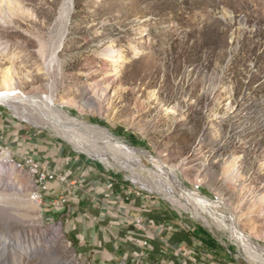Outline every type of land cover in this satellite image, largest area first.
Instances as JSON below:
<instances>
[{"label":"rangeland","instance_id":"1","mask_svg":"<svg viewBox=\"0 0 264 264\" xmlns=\"http://www.w3.org/2000/svg\"><path fill=\"white\" fill-rule=\"evenodd\" d=\"M0 11V97L18 98L0 103V136L10 131L0 159L23 187L0 185V249L10 250L0 264L74 257L66 237L50 247L57 222L32 200L35 157L16 153L30 134L33 147L71 151L260 264L229 228L239 217L264 257V215L252 211L264 195V0H0ZM35 244L30 258L13 250Z\"/></svg>","mask_w":264,"mask_h":264},{"label":"crops","instance_id":"2","mask_svg":"<svg viewBox=\"0 0 264 264\" xmlns=\"http://www.w3.org/2000/svg\"><path fill=\"white\" fill-rule=\"evenodd\" d=\"M8 132L0 136L3 144ZM30 135L21 139L25 143L17 140L16 153L33 155L41 165L67 176L66 183L58 179L49 183L45 216L64 223L81 260L89 264H246L204 225L189 221L163 201L132 191L71 151L33 147ZM137 219L143 227L135 225Z\"/></svg>","mask_w":264,"mask_h":264},{"label":"bare ground","instance_id":"3","mask_svg":"<svg viewBox=\"0 0 264 264\" xmlns=\"http://www.w3.org/2000/svg\"><path fill=\"white\" fill-rule=\"evenodd\" d=\"M0 17L1 18H4L2 15H1V11H0ZM3 46L0 44V54H4V50H3V48H2ZM5 49V48H4ZM132 49L134 50V52L136 51H138V48L135 46V45H133L132 46ZM112 53H113V57H112V61L114 62V64H112V67H118L119 65H120V63L122 62V60H123V54H121V52H116V51H114V50H112ZM105 55V54H104ZM106 57V56H105ZM110 62H111V60H109ZM11 69H12V67H11ZM10 71L11 70H7L6 71V79H4V84H3V89L6 91V92H11L12 91V88H14V87H12V86H10V84H11V81L13 80V78L10 76ZM17 74V76H18V73H16ZM18 77H20V76H18ZM17 79V78H16ZM19 79V78H18ZM16 83H18L17 81H16ZM95 87V86H94ZM96 89L97 88H94V91H96ZM51 98V97H50ZM15 99H18V98H16L15 96H8V97H5V96H3V97H0V103H2V104H6V103H8L9 105H11V104H16L17 103V101L15 100ZM96 99H101V98H97L96 97ZM19 101H21V100H19ZM18 101V102H19ZM50 102V101H49ZM49 102L47 103V104H49ZM52 103V102H51ZM86 104H90L88 101H86V103H85V106H86ZM92 104V103H91ZM90 104V105H91ZM90 105H89V107H90ZM55 107V106H54ZM57 108V107H56ZM55 108V109H56ZM50 110H51V108H50ZM49 113V112H48ZM53 114V113H52ZM56 117V116H55ZM54 117V118H55ZM52 120H53V117H52ZM58 120V119H57ZM60 120V119H59ZM54 122H55V120H54ZM58 123V122H57ZM57 125V124H56ZM65 128V127H64ZM74 140V139H73ZM68 142H69V139L67 140ZM82 141V140H81ZM71 142H73L72 140H71ZM74 143V142H73ZM72 143V144H73ZM90 144H92V143H90ZM76 145V144H75ZM80 145V144H79ZM88 147V146H87ZM89 153V152H88ZM9 162L10 161H8L7 160V158H2V159H0V185H3V186H5L6 188H8V189H10V190H19V191H22V189H23V187L18 183V181L16 180V176L13 178V177H11L13 174H14V172H13V164L12 165H10L9 164ZM226 171H228L229 173H230V175L232 176V177H234V178H237V177H239L238 175H239V172H240V170L239 169H237V165H236V161L234 160V159H229L228 161H227V165H226ZM225 171V172H226ZM12 172V173H11ZM36 175H37V177H38V179H37V184H36V188L34 189V191H33V193H32V195H35L36 193H37V188H38V182H42V172H34ZM236 173V174H235ZM230 177V176H229ZM177 185H180V184H178V182H176V181H174ZM173 182V183H174ZM142 184V183H141ZM181 186V185H180ZM180 188V187H179ZM178 190V189H177ZM183 193V192H182ZM261 194V193H260ZM183 195H184V193H183ZM193 196V195H192ZM259 197V199L258 198H256L254 201H253V206L255 207H253L252 208V211H253V209H254V211H255V209L258 211V213L260 214V215H264V195H260V196H258ZM194 199V198H193ZM195 201V200H194ZM214 203V204H216V202H214L213 200H210V203ZM228 208V207H227ZM223 211L226 213H228L230 210H229V208L228 209H223ZM253 211V212H254ZM230 214V213H229ZM199 219V218H198ZM203 219H204V217H203ZM204 220H206L207 221V219H204ZM241 220V219H240ZM203 221V220H202ZM238 221H239V217H238ZM238 221L237 220H234V225L232 226V227H230V225H229V229H231L232 231V233H233V235L234 236H237L238 238H240V240L242 241H240L241 242V244H244V246H245V248H246V251H247V254H248V257L250 258V259H253L254 261H258L260 264H264V257H263V255H262V253H260V252H258L257 251V249L255 248L256 247V244H255V242L251 239V238H249V237H247V236H245L241 231H240V229H239V227H238ZM210 222V221H209ZM218 221L216 220V225H219V222L217 223ZM240 222V221H239ZM208 223V222H207ZM206 225V224H205ZM221 225V224H220ZM225 227V226H224ZM226 227H228L227 225H226ZM228 229V228H227ZM64 237H66L65 238V243L67 244V246L69 247V248H74L75 246L73 245L74 243L68 238V236H67V233L65 232V225H64V223L62 222V221H58L57 223H52L51 225H50V229L48 230V234H47V238L46 239H48V242L50 243V247L53 249V251L55 250V248L57 247L56 245H58V243H59V241L62 239V238H64ZM23 240V239H22ZM58 242V243H57ZM12 244V243H11ZM45 247H46V245H44ZM49 246V245H48ZM39 247V249H42L43 248V246H42V248H41V246H38ZM32 248V247H31ZM258 248V247H257ZM37 246H36V244H35V246L29 251V249L28 250H26V248H25V250L23 249V247H21L20 245L18 246V247H16V248H13V250H16V251H18V254H16L17 252H15V254H16V256L17 255H20V256H23V257H25V258H30L31 257V254L33 255V254H35L36 252H38L37 251ZM261 249V248H260ZM12 250V251H13ZM8 251H10V250H8V247H3L2 248V250L0 249V260L1 259H3V255L5 256H7V254H9V252ZM45 251V250H44ZM42 252V251H41ZM47 252V251H46ZM13 253V252H12ZM51 253H52V250H51ZM47 253L48 255H49V257H51V259H52V257H54V256H52V254L54 253ZM40 254V253H39ZM44 254V253H43ZM55 254V253H54ZM11 255V254H10ZM38 255V254H37ZM2 256V257H1ZM13 256V255H12ZM46 256V255H45ZM57 256V255H56ZM33 257H35V256H33ZM42 257V256H41ZM47 257V256H46ZM75 257V258H74ZM74 257H73V260L72 261H70V262H63V263H61V264H84V260H81V258H79V255H74ZM81 257V256H80ZM48 258V257H47ZM17 259H18V257H17ZM45 259V258H44ZM51 259L49 258V260L51 261ZM54 259V258H53ZM13 260V259H12ZM14 260H16L15 258H14ZM45 260H48V259H45ZM66 261V260H65ZM8 262V261H7ZM5 264V263H4ZM14 264V263H13ZM17 264V263H16Z\"/></svg>","mask_w":264,"mask_h":264},{"label":"built area","instance_id":"4","mask_svg":"<svg viewBox=\"0 0 264 264\" xmlns=\"http://www.w3.org/2000/svg\"><path fill=\"white\" fill-rule=\"evenodd\" d=\"M26 162L32 163L33 174L34 172H42V182H38L37 193L35 195H32L31 197L32 200L40 208V210L45 214L46 192L49 183L57 179L62 183H66L68 181V178L66 175H61L56 171L50 169L49 167L41 165L34 158H30L26 160ZM63 201L65 202L66 200L64 199ZM135 225L139 227H143V221L141 219H137L135 221ZM145 245L147 246L148 243L145 242ZM73 250H74V255H80L77 247ZM84 264H89V261L84 259ZM121 264H126V262H122Z\"/></svg>","mask_w":264,"mask_h":264}]
</instances>
